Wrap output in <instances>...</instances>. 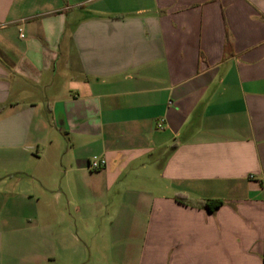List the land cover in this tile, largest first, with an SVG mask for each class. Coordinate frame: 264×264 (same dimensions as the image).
<instances>
[{
    "label": "crops",
    "instance_id": "0c3cea01",
    "mask_svg": "<svg viewBox=\"0 0 264 264\" xmlns=\"http://www.w3.org/2000/svg\"><path fill=\"white\" fill-rule=\"evenodd\" d=\"M0 264H264V0H0Z\"/></svg>",
    "mask_w": 264,
    "mask_h": 264
},
{
    "label": "built area",
    "instance_id": "2783aa9c",
    "mask_svg": "<svg viewBox=\"0 0 264 264\" xmlns=\"http://www.w3.org/2000/svg\"><path fill=\"white\" fill-rule=\"evenodd\" d=\"M162 122H163V119H160V120L157 122L156 126H157L158 128H161V127H162ZM104 164H105L104 159H100V160H92V161H90V162L88 163V167H89L90 169H100L101 167L104 166Z\"/></svg>",
    "mask_w": 264,
    "mask_h": 264
},
{
    "label": "trees",
    "instance_id": "16d2710c",
    "mask_svg": "<svg viewBox=\"0 0 264 264\" xmlns=\"http://www.w3.org/2000/svg\"><path fill=\"white\" fill-rule=\"evenodd\" d=\"M221 204L219 200H206L204 206L211 211L212 209L217 208Z\"/></svg>",
    "mask_w": 264,
    "mask_h": 264
},
{
    "label": "rangeland",
    "instance_id": "374dc122",
    "mask_svg": "<svg viewBox=\"0 0 264 264\" xmlns=\"http://www.w3.org/2000/svg\"><path fill=\"white\" fill-rule=\"evenodd\" d=\"M100 223V222H99Z\"/></svg>",
    "mask_w": 264,
    "mask_h": 264
}]
</instances>
